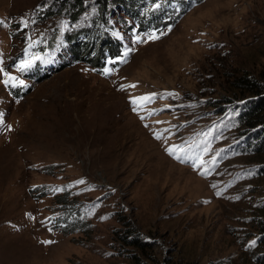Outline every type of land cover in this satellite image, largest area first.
<instances>
[{"label": "rangeland", "instance_id": "374dc122", "mask_svg": "<svg viewBox=\"0 0 264 264\" xmlns=\"http://www.w3.org/2000/svg\"><path fill=\"white\" fill-rule=\"evenodd\" d=\"M118 2L74 20L56 0H0V264H262L264 159L225 150L241 135L221 113L264 69V0H205L140 45ZM99 11L127 39L120 69L100 44L68 52ZM201 135L197 163L173 151Z\"/></svg>", "mask_w": 264, "mask_h": 264}, {"label": "trees", "instance_id": "16d2710c", "mask_svg": "<svg viewBox=\"0 0 264 264\" xmlns=\"http://www.w3.org/2000/svg\"><path fill=\"white\" fill-rule=\"evenodd\" d=\"M56 1L61 5L62 4L68 5L70 10L73 11L72 15L74 16L73 19L75 20L77 18L76 16L77 15L80 16V14L83 12L85 4L88 0H56ZM198 1L200 3H203L205 0H198ZM155 3L156 0H120V2L115 3L113 5V9L121 8L126 12V17H125L126 20L122 21L124 27L128 29H134V27L138 25L139 28H143L146 25L150 24L154 18V11L152 9V6ZM123 5L125 6V8L123 7ZM105 9L106 8H103L102 12H105ZM102 12L99 11L98 14ZM113 14L115 15V11H113ZM101 15L99 14L96 17H94L93 20L89 21L91 22L90 26H87L84 29H80L79 31L92 34L93 33L92 31L95 26L97 27L98 30H100L101 27L103 28L113 27L114 24L112 26H108L107 24L109 18L105 17L104 15L103 16ZM131 22H133V24ZM94 34L97 33L95 32ZM70 38L71 35L66 40L70 41ZM88 46L91 47V45ZM107 49L111 50L113 49V47L109 45L107 46ZM76 51L78 50L74 47L68 50L71 58H75L77 56ZM104 54L105 53L103 51H100L98 58H100V55H104ZM236 85H237L236 86L237 89L234 90V92H229L233 94V97H235L236 100H245V99L258 97V102L255 104L254 109H247L246 107H244V109L240 113H238L241 127L251 130L252 128H256L260 125L264 126V69L259 73V75H246V74L243 75L240 79L237 80ZM256 139H257V144L251 143L249 148H253V154L256 155L257 157L255 160L257 159L262 160L264 159V129L261 130V135ZM252 162H254V160ZM262 165L263 168L261 169L260 175L264 177V162L262 163ZM43 194L45 195L46 193ZM80 215L81 212L78 209L69 211L66 214L67 217L65 219L62 220L60 219L57 221V225L58 227H62L59 225L64 224L65 226L62 227L63 230L70 233V229L79 224V222L74 220V218L79 217ZM122 239L125 241L128 247H133L142 252L150 248L145 242L140 241V239L136 237L132 231H129V233L125 235V237ZM262 264H264V262Z\"/></svg>", "mask_w": 264, "mask_h": 264}, {"label": "clouds", "instance_id": "9594fccd", "mask_svg": "<svg viewBox=\"0 0 264 264\" xmlns=\"http://www.w3.org/2000/svg\"><path fill=\"white\" fill-rule=\"evenodd\" d=\"M239 101V102H237ZM258 102V97H254L251 99H245V100H234L233 102H226L230 103L227 104V106L223 109L221 114H230L231 118L230 121H232L235 124V128L239 130L241 136H236L231 141V144L225 148V150H231L234 152V154L238 155H247L249 157L255 156L253 154V148H249L250 144H257V137L261 135V130L264 129V126H258L256 128H252L251 130L243 128L241 130L240 125V118L238 116V113H240L244 107L247 109H254L255 104ZM209 137V135H201L199 136L191 145H195L198 149L202 151L201 158L206 154L207 148L209 143H211V139H206V137ZM181 146V145H178ZM261 165V164H260ZM261 172V169L259 171V174ZM43 193L48 194L47 190L43 191ZM45 194V195H46ZM44 195V194H43Z\"/></svg>", "mask_w": 264, "mask_h": 264}, {"label": "snow or ice", "instance_id": "6c2138e0", "mask_svg": "<svg viewBox=\"0 0 264 264\" xmlns=\"http://www.w3.org/2000/svg\"><path fill=\"white\" fill-rule=\"evenodd\" d=\"M138 99H140V100H148V99H150V97H140V98H138ZM133 102L135 103V100H134ZM0 122H2V121H0ZM157 138L159 139L160 137L157 136ZM169 154H172V149H169ZM177 158L179 159V157H177ZM46 243H51V242L48 241V242H46Z\"/></svg>", "mask_w": 264, "mask_h": 264}, {"label": "bare ground", "instance_id": "6f19581e", "mask_svg": "<svg viewBox=\"0 0 264 264\" xmlns=\"http://www.w3.org/2000/svg\"><path fill=\"white\" fill-rule=\"evenodd\" d=\"M115 14H117V13L115 12Z\"/></svg>", "mask_w": 264, "mask_h": 264}]
</instances>
